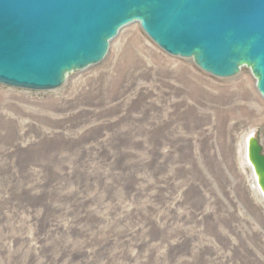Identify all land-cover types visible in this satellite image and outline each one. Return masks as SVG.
Listing matches in <instances>:
<instances>
[{
	"label": "rangeland",
	"instance_id": "374dc122",
	"mask_svg": "<svg viewBox=\"0 0 264 264\" xmlns=\"http://www.w3.org/2000/svg\"><path fill=\"white\" fill-rule=\"evenodd\" d=\"M252 130L264 153L250 68L215 76L139 23L57 89L0 83V264H264Z\"/></svg>",
	"mask_w": 264,
	"mask_h": 264
},
{
	"label": "water",
	"instance_id": "95a60500",
	"mask_svg": "<svg viewBox=\"0 0 264 264\" xmlns=\"http://www.w3.org/2000/svg\"><path fill=\"white\" fill-rule=\"evenodd\" d=\"M131 23L215 76L250 68L264 98V0H0V83L57 89L100 63ZM245 155L264 199L263 145L254 130Z\"/></svg>",
	"mask_w": 264,
	"mask_h": 264
},
{
	"label": "bare ground",
	"instance_id": "6f19581e",
	"mask_svg": "<svg viewBox=\"0 0 264 264\" xmlns=\"http://www.w3.org/2000/svg\"><path fill=\"white\" fill-rule=\"evenodd\" d=\"M244 144V143H243ZM242 150H243V148H242ZM242 154H244V159L243 160H245V162H246V164H247V161H246V155H245V145H244V153L242 152ZM248 165V164H247ZM253 179H254V177H253ZM255 182V181H254ZM255 186H256V184H255ZM257 188V187H256Z\"/></svg>",
	"mask_w": 264,
	"mask_h": 264
}]
</instances>
